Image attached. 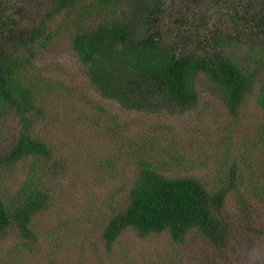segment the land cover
<instances>
[{
	"label": "rangeland",
	"instance_id": "374dc122",
	"mask_svg": "<svg viewBox=\"0 0 264 264\" xmlns=\"http://www.w3.org/2000/svg\"><path fill=\"white\" fill-rule=\"evenodd\" d=\"M28 1L35 18L46 10L40 0ZM161 1L166 41L182 50L231 56L253 72L255 86L238 115L227 111L205 77L196 82L198 103L191 109H124L88 84L86 67L60 35L33 64L41 99L32 128L53 148L52 157L34 167L48 206L33 219L36 241H25L14 229L0 234V264H197L209 251L198 237L179 245L166 233L141 237L127 229L111 245L102 241L106 221L127 200L137 166L151 159L164 174L192 175L212 188L226 185L230 171L238 189L253 191L264 179V116L255 99L264 74L263 1ZM63 17L57 16L51 28L69 24L74 29L75 17ZM19 126L17 116L0 112V152ZM33 160L1 172L3 195L17 192ZM233 195L225 210L239 219ZM251 213L253 231L239 228L234 248L220 264L264 262V206L255 204Z\"/></svg>",
	"mask_w": 264,
	"mask_h": 264
},
{
	"label": "trees",
	"instance_id": "16d2710c",
	"mask_svg": "<svg viewBox=\"0 0 264 264\" xmlns=\"http://www.w3.org/2000/svg\"><path fill=\"white\" fill-rule=\"evenodd\" d=\"M40 1L46 10L35 18L25 5L28 0H0V112L17 116L20 123L10 146L0 152V177L3 170L34 158L15 194L3 195L0 189V234L14 229L28 242L37 239L33 219L47 208L49 197L34 167L53 155L50 142L32 128L41 99L33 64L54 39L65 35L86 67L88 84L128 110L191 109L198 103L196 82L205 77L227 111L236 116L255 86L253 72L231 56L182 50L166 41L160 31L161 0ZM59 15H73L74 29L69 24L51 28ZM260 51L264 58V44ZM262 77L255 99L264 116ZM252 189H238L234 171L226 185L212 188L192 175L164 174L154 161L144 159L125 204L106 221L101 239L111 245L127 229L141 237L166 233L179 245L198 237L209 251L197 264H220L234 248L235 232L253 231L252 207L264 206V179ZM232 191L242 214L239 219L236 212L225 210Z\"/></svg>",
	"mask_w": 264,
	"mask_h": 264
}]
</instances>
